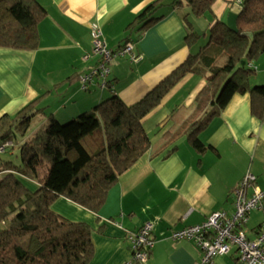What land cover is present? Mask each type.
Masks as SVG:
<instances>
[{
    "label": "crops",
    "instance_id": "crops-1",
    "mask_svg": "<svg viewBox=\"0 0 264 264\" xmlns=\"http://www.w3.org/2000/svg\"><path fill=\"white\" fill-rule=\"evenodd\" d=\"M154 1L38 0L47 12L38 26V49L24 52L0 48V117L14 116L40 99V113H50L65 123L111 95H117L126 105L142 99L190 53L180 15L169 7L161 10L165 16L161 21L140 35L131 34L133 53L140 60L113 58L106 89L98 87V77L86 90L79 81L67 80L90 73L98 62L93 55L83 59L91 53V24L101 27L107 47L115 52L129 34L127 26ZM238 1L215 0L209 25L215 20L225 22L231 6ZM250 65L255 72L249 77V86L263 84L264 53ZM205 84L203 77L185 75L143 119L150 148L118 178L98 214L64 198L52 204L53 212L61 218L90 227L94 253L88 264H138L132 261L126 234L137 231L145 222L152 223L154 240L146 264H198L202 252L191 242L171 240V233L199 225L213 212L230 216L232 192L247 172L256 177V186L264 185V119L259 121L252 115L248 93L234 95L200 132L199 139L211 150L199 155L183 136L170 142L169 132H175L191 115ZM46 120L34 133L45 127ZM263 223L264 210L252 211L245 231L252 236V230ZM214 264H237L236 256L229 253L216 257Z\"/></svg>",
    "mask_w": 264,
    "mask_h": 264
},
{
    "label": "trees",
    "instance_id": "trees-1",
    "mask_svg": "<svg viewBox=\"0 0 264 264\" xmlns=\"http://www.w3.org/2000/svg\"><path fill=\"white\" fill-rule=\"evenodd\" d=\"M214 1L155 0L127 26L129 34L119 48L133 43V32L140 35L161 21L165 17L161 10L169 7L180 15L190 52L207 35L196 34L189 17L211 16ZM239 1L238 32L228 29L224 21L215 20L209 25L207 43L195 53H189L181 65L138 102L126 105L117 95H111L91 111L64 124L48 115L45 127L17 146L18 165L0 160V264H88L91 261L94 247L90 227L61 218L53 212L52 204L64 198L98 214L118 178L150 148L143 119L185 75L203 77L206 84L198 92L188 119L175 132H169L170 142L183 136L197 154L211 150L199 139V134L236 94L248 93L252 115L263 121L264 83L250 87L248 80L254 74L250 64L264 53V0ZM46 16L38 0H0V48L37 50L38 26ZM244 33H250L251 37ZM82 75L67 81L80 82ZM39 100L29 103L14 116L0 117V146L11 142L10 150L18 137H25L32 120L41 112ZM99 128L104 144L89 154L82 140Z\"/></svg>",
    "mask_w": 264,
    "mask_h": 264
},
{
    "label": "built area",
    "instance_id": "built-area-1",
    "mask_svg": "<svg viewBox=\"0 0 264 264\" xmlns=\"http://www.w3.org/2000/svg\"><path fill=\"white\" fill-rule=\"evenodd\" d=\"M89 30L91 53L83 59L86 61L93 55L98 57V62L90 73L82 75L81 88L86 90L93 78L98 77L99 88L104 90L108 86L107 78L113 58L128 56L130 61L137 62L140 56L133 53L134 45L131 42L112 52L107 48L99 25L91 24ZM11 146V142L3 144L0 146V153ZM232 196L233 212L230 216L223 211L213 212L201 224L171 233V240L192 242L202 252L198 264H214L216 257L228 255L234 247L237 252V264H264V223L252 236L245 231L249 214L252 211L264 210V185L256 186V177L247 172L233 190ZM152 227L151 222H145L137 231L127 233L133 262L147 263L154 246Z\"/></svg>",
    "mask_w": 264,
    "mask_h": 264
},
{
    "label": "rangeland",
    "instance_id": "rangeland-1",
    "mask_svg": "<svg viewBox=\"0 0 264 264\" xmlns=\"http://www.w3.org/2000/svg\"><path fill=\"white\" fill-rule=\"evenodd\" d=\"M190 19V17H189ZM210 17L206 16L203 17L199 20H196L194 17L192 19H190V21H192L193 25L195 27H197L198 32L200 33V35L202 34H206V38H202L199 42V44H197L196 48H193V50L190 51V53H195L197 49L202 48L203 45L205 43H207V39H208V30L209 28H207V26L209 25V21ZM257 65V62H256ZM255 72V69H254ZM264 83V82H263ZM99 87V86H98ZM100 93V91L98 90V94ZM50 113L45 114H38L31 122L27 133L25 135V137L20 138L18 137L17 139V143L13 146L12 149L6 151L5 153H1L0 154V160H8L11 161L13 164L18 165L20 163L19 161V157H18V153H17V146L21 143V141H25L28 139V137L32 136L33 133L35 132V129L39 126V123L44 119L47 118V115H49ZM67 123V122H65ZM64 124V122L62 123ZM25 139V140H23ZM103 141L104 144V139L102 136V132L101 129L99 128L97 131H95L92 135L84 138L82 140V144L85 147V149L89 152V154H94L98 149H99V145H100V141ZM256 220V219H255ZM232 255L237 256V252H236V248L234 247L231 251Z\"/></svg>",
    "mask_w": 264,
    "mask_h": 264
},
{
    "label": "water",
    "instance_id": "water-1",
    "mask_svg": "<svg viewBox=\"0 0 264 264\" xmlns=\"http://www.w3.org/2000/svg\"><path fill=\"white\" fill-rule=\"evenodd\" d=\"M241 11V6L238 3H235L231 6L229 13L225 19V25L230 29L231 31L237 33V27H236V21L238 18V15ZM243 35L251 37L250 33H244Z\"/></svg>",
    "mask_w": 264,
    "mask_h": 264
}]
</instances>
